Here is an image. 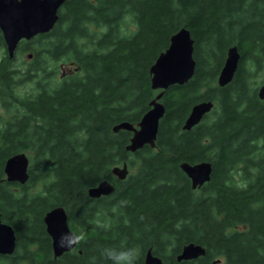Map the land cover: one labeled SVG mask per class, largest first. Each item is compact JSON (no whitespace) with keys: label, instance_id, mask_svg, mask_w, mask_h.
Here are the masks:
<instances>
[{"label":"trees","instance_id":"trees-1","mask_svg":"<svg viewBox=\"0 0 264 264\" xmlns=\"http://www.w3.org/2000/svg\"><path fill=\"white\" fill-rule=\"evenodd\" d=\"M59 13L14 58L0 29V212L17 235L0 264H114L106 250L129 248L143 264L150 247L168 264H263L264 100L254 83H264V0H65ZM184 26L195 73L164 91L156 147L129 152L133 133L114 127L150 109L161 91L150 68ZM232 44L239 66L219 86ZM26 53L29 64L16 66ZM65 64L72 69L61 73ZM204 100L213 110L183 129ZM18 152L29 153L25 184L5 178ZM203 160L211 180L193 189L180 164ZM124 161L134 171L119 179L112 169ZM103 180L115 191L91 197ZM59 205L78 245L56 258L44 215ZM190 242L206 254L178 262Z\"/></svg>","mask_w":264,"mask_h":264},{"label":"water","instance_id":"water-1","mask_svg":"<svg viewBox=\"0 0 264 264\" xmlns=\"http://www.w3.org/2000/svg\"><path fill=\"white\" fill-rule=\"evenodd\" d=\"M65 0H0V28L2 30L9 57L13 58L19 43L30 40L34 36L52 30L60 18V7ZM195 39L189 28H180L171 36L169 46L160 53L150 68L152 87L161 89L150 102L151 108L143 115L138 124L128 121L118 123L114 130L117 132L126 129L133 132L127 151L136 152L149 144L156 146L160 121L166 107L161 100L164 91L175 84H185L194 75L196 59L194 57ZM241 54L236 44L227 49V57L218 76V85L225 86L233 80L238 69ZM258 95L264 100V84L259 87ZM215 103L213 100H204L193 105L191 112L184 122L183 129L190 130L199 124L209 113ZM180 167L191 179L193 189L203 186L211 180L213 163L203 160L196 163L184 161ZM5 173L10 182L25 184L30 178V158L25 152H18L5 161ZM112 173L119 179H125L129 173V166L124 162L117 165ZM115 186L109 180H104L89 189L91 197L99 198L112 194ZM47 231L52 238L54 256L57 258L78 244V236L71 229L67 210L64 206H55L44 216ZM17 246V235L14 227L3 221L0 212V255L14 253ZM206 254V247L197 242H190L183 246L177 256L178 262L197 259ZM143 264H167L156 255L150 247L145 255ZM264 264V263H263Z\"/></svg>","mask_w":264,"mask_h":264},{"label":"clouds","instance_id":"clouds-1","mask_svg":"<svg viewBox=\"0 0 264 264\" xmlns=\"http://www.w3.org/2000/svg\"><path fill=\"white\" fill-rule=\"evenodd\" d=\"M106 252L108 257L114 261V264H134L135 250L132 248L119 252L109 249Z\"/></svg>","mask_w":264,"mask_h":264},{"label":"rangeland","instance_id":"rangeland-1","mask_svg":"<svg viewBox=\"0 0 264 264\" xmlns=\"http://www.w3.org/2000/svg\"><path fill=\"white\" fill-rule=\"evenodd\" d=\"M133 27V26H132ZM97 29L98 28H95V31L97 32ZM30 53H26L25 55H24V57H23V59L21 58V59H17V60H15L16 62H17V65L16 66H18V64H20V62H22V64H24V65H28L29 64V60H30ZM23 60V61H22ZM72 69V66L71 65H69V64H65V65H63V68L61 69V73L62 72H64V73H67L69 70H71ZM261 83H262V77H259L258 79H257V81H255V83H254V85H261ZM24 91V89L22 90V92ZM2 110V107L0 106V111ZM27 154H29V153H27ZM130 171H134V169L132 170V168L130 167Z\"/></svg>","mask_w":264,"mask_h":264},{"label":"flooded vegetation","instance_id":"flooded-vegetation-1","mask_svg":"<svg viewBox=\"0 0 264 264\" xmlns=\"http://www.w3.org/2000/svg\"><path fill=\"white\" fill-rule=\"evenodd\" d=\"M5 40V39H4Z\"/></svg>","mask_w":264,"mask_h":264}]
</instances>
